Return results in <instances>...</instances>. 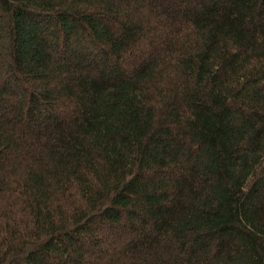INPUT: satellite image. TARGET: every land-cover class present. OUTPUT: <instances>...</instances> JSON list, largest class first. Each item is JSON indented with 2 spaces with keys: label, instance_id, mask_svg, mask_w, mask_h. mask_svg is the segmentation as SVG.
<instances>
[{
  "label": "trees",
  "instance_id": "16d2710c",
  "mask_svg": "<svg viewBox=\"0 0 264 264\" xmlns=\"http://www.w3.org/2000/svg\"><path fill=\"white\" fill-rule=\"evenodd\" d=\"M0 264H264V0H0Z\"/></svg>",
  "mask_w": 264,
  "mask_h": 264
}]
</instances>
